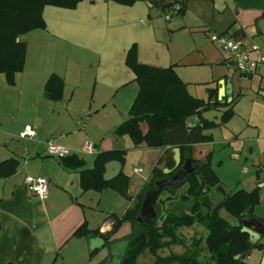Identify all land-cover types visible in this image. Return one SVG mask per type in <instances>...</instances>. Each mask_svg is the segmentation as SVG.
I'll return each instance as SVG.
<instances>
[{"label":"rangeland","instance_id":"rangeland-1","mask_svg":"<svg viewBox=\"0 0 264 264\" xmlns=\"http://www.w3.org/2000/svg\"><path fill=\"white\" fill-rule=\"evenodd\" d=\"M205 1L189 0V9L185 14L177 13L171 7L155 5L149 8L148 17L138 16L128 26L122 22L105 30V37H108L105 46L109 55L101 60L105 70L107 66L110 67L105 79L109 78L112 83L117 81V77L111 74V68L121 62L124 72H120V75L128 83L116 92L111 91L104 110L96 105L89 107L92 105L90 96L95 80L96 93L98 92L95 99L103 93L99 90L102 77H96L94 71L99 57L90 49L101 44L91 39L94 25L74 27L73 30L70 27L59 28L54 26L51 17L43 15L44 20L47 19L48 29H35L21 36V40L26 43V60L24 72L15 78V86L7 84L4 74L0 73V161L15 157L22 163L29 154V160L35 157L38 142L44 141L46 137L57 141L60 136L67 135L69 139L77 140L87 135L86 139L91 140L89 135L93 136L98 132L96 127L99 120L104 122L102 125L105 127L126 120L137 92V83L135 80L131 82L134 74L120 60H123L125 50L136 42L139 62L160 67L175 65L182 78L191 82L190 92L198 97L206 98L207 88L215 84L219 76L228 77L238 87L232 95L235 96L232 117L225 125L219 124L205 130V133L212 134V141L197 146L195 156L203 160L210 154L211 166L219 178V184L209 188L213 202L239 189L251 190L258 187L261 200L255 206L254 214L261 216L264 222V97L261 95L264 79L261 80L257 74L251 77L237 72L231 76L228 74V68L220 62L222 56L227 57L228 54L209 38L211 33L221 27L211 20L215 13ZM70 10L62 8L57 12V17L63 20L77 18ZM101 14L96 17L99 25L103 23ZM165 15L170 19H166ZM140 18L143 21L140 22ZM257 42V46L264 48V40ZM52 72L61 76L65 82L64 95L59 101L48 100L42 94V74ZM262 73L264 75V67ZM25 77L26 85L23 84ZM71 94L73 97L69 102ZM223 110L224 107L213 108L203 115L219 123ZM16 116L18 120L14 119ZM34 119L39 120L35 125L37 136L33 140L19 137L18 132L24 123ZM125 137L119 138L120 146L128 148L132 142L127 135ZM126 151L123 171L129 176L128 194L133 195L144 182L143 177L149 176L159 150L132 148ZM69 153L79 154L73 150H69ZM85 158L86 165H91L92 156L87 155ZM162 165L163 163L161 167ZM134 168L139 170L134 171ZM219 185L223 191L218 189ZM183 189L178 190L172 198L161 194L164 209L169 202L178 201ZM108 191L115 193L113 190ZM219 214L231 225L238 223L224 209ZM130 231L129 224L123 222L115 237L122 239ZM179 233L184 238V245L160 249L159 255L164 256L169 252L184 253L199 239L201 251L198 259L202 262L209 260V254L204 248L207 233L205 228L193 224L191 227L180 228ZM114 249L117 263L123 243L116 245ZM153 259L150 253L144 252L138 258V264H151ZM262 259V251L254 247L245 264H263Z\"/></svg>","mask_w":264,"mask_h":264},{"label":"trees","instance_id":"trees-1","mask_svg":"<svg viewBox=\"0 0 264 264\" xmlns=\"http://www.w3.org/2000/svg\"><path fill=\"white\" fill-rule=\"evenodd\" d=\"M82 0H0V73L4 74L7 84L15 83V75L24 68L26 60V43L21 36L35 29H46L43 10L46 6L64 9H75ZM116 4L131 6L138 0H106ZM163 5L170 7L179 3L177 13L184 12L182 0H171ZM125 65L133 72L138 90L129 108V117L114 130L119 135H127L133 145L144 143L149 148L172 149L178 147L180 162L175 166L172 153L166 158L164 167L170 171L165 173L161 167L163 158L159 157L151 168L146 181L135 194L131 205L125 212L114 217L115 223L110 231L99 232L90 230L85 224L79 226L75 236H99L104 239L102 247L108 249V255L113 254L116 245L123 243L120 259L115 264H138V258L144 252L150 253L154 259L151 264H244L242 254L251 249L248 244V234L241 231L245 216H253L254 208L260 203L259 188L251 190L239 189L213 202L209 188L219 184V178L211 166L210 154L203 160L192 156V146L198 143L212 141V134L205 130L224 124L233 115V103L223 98L217 100V88H208L206 99L194 97L187 90L184 82L174 70L173 65L158 67L138 61L137 44L132 43L126 50ZM245 75V76H250ZM64 81L61 76L52 73L43 85L46 98L57 101L63 96ZM224 107L220 122L207 119L203 113L213 108ZM195 116L198 123L187 124L186 119ZM125 149L97 152L91 168H82L84 160L76 154L60 157L63 167L80 169V186L83 190L101 191L110 188L131 200L127 194L129 176L120 171L115 178L105 181L103 172L105 164L114 159L125 162ZM190 161V171L184 172L182 163ZM18 159L9 157L0 161V178L13 175L18 167ZM181 178L167 185L159 195L175 196L183 189L178 201L169 202L162 216L161 205L155 203V216L141 222L136 221L144 196L154 190L158 183H164L177 173ZM224 209L238 220L237 225L229 224L219 214ZM123 222L129 223L131 231L122 239H112ZM199 224L207 231L204 237V248L209 254V260L198 259L201 240L197 239L192 247L184 253L169 252L161 256L158 251L172 245H184V238L179 229ZM264 250V242L256 245ZM114 249V250H113ZM98 249L90 252V257ZM239 255V258L235 256ZM118 256V255H117ZM106 256L99 264H107Z\"/></svg>","mask_w":264,"mask_h":264},{"label":"crops","instance_id":"crops-1","mask_svg":"<svg viewBox=\"0 0 264 264\" xmlns=\"http://www.w3.org/2000/svg\"><path fill=\"white\" fill-rule=\"evenodd\" d=\"M153 1L155 3H152ZM188 1L189 0H182V4L185 6L183 14L189 9ZM171 2V0H138L131 6H124L106 0H82L75 9L70 10V12H73L77 16V18H72L70 20H63L57 17V12L62 10V8L60 9L54 6H46L44 8L43 15L51 17L55 27H70V29L73 30L74 27L76 29L80 26L88 27L94 25L91 39L101 42V44L97 47L95 46V48H90V46L87 47L93 50L95 54H98L99 58L94 71L96 77H102L99 90H102L103 93L95 99L98 93H96L97 80H95V85L90 96V103L92 104L89 105L90 108L96 105L104 110L106 108V102H109L111 91L113 90L116 92L128 83V81L120 75V72H124V67H122L121 62L119 65L111 68V74L117 77V81L112 83L109 78L105 79V76L110 72V67L107 66L105 70L104 62L101 60L109 55L105 46V43L108 41V37H105V30L112 25L122 22L128 26L135 17L144 15L148 17V10L152 6L159 5L163 7V5ZM205 2L211 5L215 13L211 20L214 21L216 26L221 27L219 30H215L217 33H227L240 39L245 45L251 43L259 45L257 41L261 42L264 40V0H206ZM170 7L176 10L180 7V4L175 3ZM99 13H102L101 20L103 23L101 25L97 24L99 19L96 17ZM206 17L209 16L206 15ZM45 20L47 22V19ZM139 21H143L142 18H140ZM46 29H48V22L46 23ZM258 47L263 52L264 48ZM227 57L223 55L220 61L222 64H225V66ZM124 59L125 55L123 60L120 61L126 66ZM92 67L93 65H91V68ZM173 67L178 76L187 83L188 92L194 97H198L189 90L191 82L182 78L175 65H173ZM262 67H264V64L249 77L257 74L261 80L264 79ZM23 72L24 69L16 73L15 78H17L18 74L22 75ZM52 73L42 74V78L40 79L41 85H44L46 79ZM134 77L131 79V82L134 81ZM25 79L26 77L23 80L24 85H26ZM223 79H228V77L219 76L215 84L208 88L216 87L218 91L221 85L220 81ZM229 80L232 85V92L229 96L232 98L235 97L232 95L238 90V87L231 79ZM15 84L16 82L11 86H15ZM261 91L264 92V88L261 89ZM20 93H22V90H20ZM72 97L73 95L71 94L69 96V102L72 101ZM227 97L228 96H225L224 98L227 100ZM220 101H223V99ZM96 111L98 113V110ZM97 113H95V115ZM14 119L18 120L17 116ZM38 121L39 120L35 119L32 121L27 120L23 127L28 124L35 128ZM99 121L96 127L98 132L93 136L89 135L91 140L86 139L87 135L77 140L69 139L67 135L60 136L57 141L46 137L44 141L38 142L39 147L34 152L35 157L33 159H28L30 157L29 154L27 159L22 163L18 160L16 172L9 177L0 178V264H99L107 256L108 249L102 247L104 243L100 247L92 249L89 243L90 237L75 236L74 231L83 224H85L88 229H98L101 233L110 231L115 223L114 217L110 215H122L131 205L135 194L142 185L135 194L130 195L131 200L126 199V197L110 188L101 191L83 190L80 186V169H68L63 167L60 162V156L50 155L45 149V141L50 139L55 144L79 152V154L76 155L85 162L82 168H91L96 153L93 154L81 151V146L86 141L92 142L97 152L116 149L129 150L132 148L144 150L149 148L144 143L136 146L131 143V146H127L128 148H123L120 146L119 138H126V135L119 137V135L114 132L115 128L120 123L105 127L102 125L104 122L102 120ZM23 127L19 131H21ZM112 127L113 131L111 132ZM36 136L37 132L34 137L28 138V140H33ZM202 144L204 143H198L192 146L193 158L200 159L195 156V151L197 146H201ZM149 149L159 150V154L156 156L151 168L159 157L163 158L162 167H164L166 158L170 152L173 155L172 149ZM87 155L92 156L91 165H86L87 160L85 157ZM123 169L124 165L121 166V170ZM27 176H42L49 181V190L46 198H40L32 193L25 183V178ZM147 177L148 176H146V178L143 177L144 182ZM262 185L264 184L262 183ZM108 190H113L115 193ZM116 233L111 236L112 239L120 238L115 237ZM94 249L98 250L96 254L90 257V252Z\"/></svg>","mask_w":264,"mask_h":264},{"label":"built area","instance_id":"built-area-1","mask_svg":"<svg viewBox=\"0 0 264 264\" xmlns=\"http://www.w3.org/2000/svg\"><path fill=\"white\" fill-rule=\"evenodd\" d=\"M165 18L170 19L168 15H165ZM209 38L214 44L228 54L226 66L230 76L236 72L241 75L253 74L264 64V53L254 43L245 45L240 39L227 33L213 32L210 34ZM18 135L21 138H32L36 135V131L34 127L27 124L19 131ZM45 149L48 154L54 156L61 157L70 154L68 148L55 144L50 139L45 141ZM81 151L93 154L97 153L95 145L90 141H86L81 146ZM138 170L139 169L134 168V171ZM25 183L35 196L40 198L47 197L49 181L45 177L27 176L25 178Z\"/></svg>","mask_w":264,"mask_h":264},{"label":"water","instance_id":"water-1","mask_svg":"<svg viewBox=\"0 0 264 264\" xmlns=\"http://www.w3.org/2000/svg\"><path fill=\"white\" fill-rule=\"evenodd\" d=\"M152 3H155L154 1ZM220 87L218 88L217 91V99L218 100H222L225 96L227 97V101L231 100V97L229 95H231L232 92V85L230 83L229 79H223L220 81ZM261 95H263L264 97V92L261 91ZM186 123L187 124H193V123H198V120L196 119L195 116H191L188 119H186ZM172 158L175 162V166L179 164L180 162V151L178 147H174L172 148ZM121 166L122 164L117 161V160H110L105 164V171L103 173V179L105 181L111 180L113 178H115L121 170ZM190 168V161L188 159H186L183 163H182V169H185L186 171H188ZM170 170L166 167L163 168V172L167 173ZM181 178V174L177 173L175 175H173L170 179H168L167 181H165L164 183H158L157 187L148 192L142 201L139 213L136 217V221L141 222L147 218L153 217L155 216L154 210H153V205L157 202L159 204H161V211H162V216L161 218L164 216L165 213V209H164V203L162 201V199L160 198L161 195L160 192L162 191V189L164 187H166L167 185L171 184V183H175L177 182L179 179ZM218 189L220 191H223L222 187L219 185ZM171 198L173 196L168 195ZM252 220H254L256 223L255 224H251L249 223L248 219H244L243 220V227L241 228V231L246 232L249 235L248 238V244L252 247L256 246V243L258 241V239L260 238V230L258 229V226L262 227L263 224L262 222L257 219V218H252ZM89 243H90V247L93 248H97L100 247L103 243H104V239H102L101 237L98 236H92L89 239ZM250 254V250H247L243 253L244 255V259H243V263L247 262L248 256ZM235 258H238V255L235 256ZM113 259V256L111 257V260ZM262 263L264 264V254H263V259H262ZM113 264V263H111Z\"/></svg>","mask_w":264,"mask_h":264},{"label":"flooded vegetation","instance_id":"flooded-vegetation-1","mask_svg":"<svg viewBox=\"0 0 264 264\" xmlns=\"http://www.w3.org/2000/svg\"><path fill=\"white\" fill-rule=\"evenodd\" d=\"M189 170L188 171H190V168H188ZM183 171L184 172H188V171H186L185 169H183ZM179 174H181L182 175V173L180 172ZM209 190V189H208ZM252 218H257V219H259L261 222H262V224H263V226L262 227H260V226H258V229L260 230V232H261V234H260V238L258 239V241H257V243H256V245L258 244V243H262V242H264V222H263V218L261 217V216H257V215H253V216H245L244 217V219H248L249 220V223H251V224H255L256 222L254 221V220H252ZM238 224V223H237ZM236 224V225H237ZM242 227H243V225H242ZM241 227V228H242ZM243 232V231H242ZM248 238H249V235H248ZM247 242H248V240H247ZM252 248H254V247H252L251 246V249ZM255 248H256V246H255ZM251 249H248V250H250V252H251ZM258 249V248H257ZM260 251H262V253L264 254V250H261V249H259ZM247 251V250H246ZM118 255V254H117ZM250 255V254H249ZM107 256H108V263L107 264H111V263H113V261H115V257H116V255H115V253H113V254H110V255H108L107 254ZM113 256V259L111 260V257ZM249 257V256H248ZM238 258H239V255H238ZM243 259H244V255L242 254V258H241V260H242V262H243ZM248 260V259H247ZM113 264H115V263H113ZM245 264V263H244Z\"/></svg>","mask_w":264,"mask_h":264}]
</instances>
